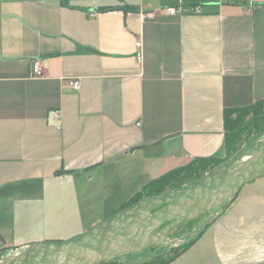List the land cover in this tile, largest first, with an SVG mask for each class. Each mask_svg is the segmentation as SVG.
Here are the masks:
<instances>
[{
    "label": "crops",
    "instance_id": "obj_1",
    "mask_svg": "<svg viewBox=\"0 0 264 264\" xmlns=\"http://www.w3.org/2000/svg\"><path fill=\"white\" fill-rule=\"evenodd\" d=\"M187 1L0 0L1 260L24 249L15 203L66 189L115 205L106 220L151 180L225 157L224 110L264 100V0ZM220 210L168 264H264V177Z\"/></svg>",
    "mask_w": 264,
    "mask_h": 264
},
{
    "label": "water",
    "instance_id": "obj_2",
    "mask_svg": "<svg viewBox=\"0 0 264 264\" xmlns=\"http://www.w3.org/2000/svg\"><path fill=\"white\" fill-rule=\"evenodd\" d=\"M264 177V137L203 177L119 210L88 231L60 242L24 247L0 264H103L163 242L180 224L225 207L240 189Z\"/></svg>",
    "mask_w": 264,
    "mask_h": 264
},
{
    "label": "rangeland",
    "instance_id": "obj_3",
    "mask_svg": "<svg viewBox=\"0 0 264 264\" xmlns=\"http://www.w3.org/2000/svg\"><path fill=\"white\" fill-rule=\"evenodd\" d=\"M232 116L236 117L235 114ZM253 123L252 115H248L242 121L243 126H252ZM262 137H264V121L260 120L257 129L252 133L251 140ZM114 182L117 183L114 190H118L120 183L116 180ZM63 194L64 196L59 200L60 195ZM73 195L72 191L65 189L60 193L59 189H55L51 191L48 205L43 204L41 207L37 204L31 205L32 203H15L7 226L16 237L19 244L17 246L20 248L34 243L65 241L71 238L68 235L72 232L84 233L103 222L105 219H101L102 217L97 219V212L100 216H107V212L115 206L112 203H101L99 200L91 201L86 197L73 198ZM43 208L49 210L45 212ZM218 211L202 215L190 223L180 224L168 233L163 242L154 247L115 259L107 264H158L194 238ZM47 218L49 220H46Z\"/></svg>",
    "mask_w": 264,
    "mask_h": 264
},
{
    "label": "trees",
    "instance_id": "obj_4",
    "mask_svg": "<svg viewBox=\"0 0 264 264\" xmlns=\"http://www.w3.org/2000/svg\"><path fill=\"white\" fill-rule=\"evenodd\" d=\"M188 6L196 8L199 6L197 0H189L186 2ZM133 10V7H120L110 6L100 8V11H113V10ZM233 114L236 115L233 118ZM248 115H252L254 123L252 126H243L242 121ZM264 100L254 103L249 107L225 109L223 112V130H224V151L225 157L222 159L218 158H206V159H195L186 166L171 170L166 174L162 175L157 179H153L146 183L141 189L134 194L127 202H125L120 210L127 209L139 201L156 197L167 190L179 189L211 172L217 166L231 158L240 149L251 143L257 141L251 140L252 133L257 129V125L264 121ZM225 207L221 208L223 210ZM220 210V211H221ZM192 221H189L190 223ZM191 244V241L184 244L182 247L176 249V251L169 258L163 260L158 264H168L175 259L179 254L184 252ZM1 261V257H0ZM111 262V261H110ZM107 264V263H103Z\"/></svg>",
    "mask_w": 264,
    "mask_h": 264
},
{
    "label": "built area",
    "instance_id": "obj_5",
    "mask_svg": "<svg viewBox=\"0 0 264 264\" xmlns=\"http://www.w3.org/2000/svg\"><path fill=\"white\" fill-rule=\"evenodd\" d=\"M167 12L170 14V15H174L176 14L178 11L174 8H169L167 9ZM141 43L140 41H136L135 43V48L138 52H136V59L138 61H141L142 60V53H141ZM44 76V71H43V68L42 66L40 65V62L39 61H34L32 62L31 66H30V70H29V77L32 78V79H40ZM70 85L72 86V88L74 90H77L78 89V84L77 82H71ZM51 118L53 119L54 122H58L60 120V111L57 110V111H54L51 115Z\"/></svg>",
    "mask_w": 264,
    "mask_h": 264
}]
</instances>
